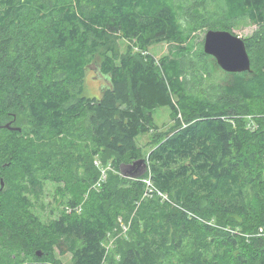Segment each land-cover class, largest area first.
Here are the masks:
<instances>
[{"label": "trees", "instance_id": "16d2710c", "mask_svg": "<svg viewBox=\"0 0 264 264\" xmlns=\"http://www.w3.org/2000/svg\"><path fill=\"white\" fill-rule=\"evenodd\" d=\"M247 20L257 27L243 38L251 71L216 64L223 77L208 85L207 62H217L197 32H233ZM164 43L162 57L149 52ZM96 55L109 85L88 98ZM159 108L175 122L161 133ZM16 113L29 115L25 135L3 124ZM145 134L154 135L148 155L137 143ZM0 157V264H59L66 255L72 264H167L184 250L185 264H264V0H0ZM95 158L111 167L105 188L42 223L28 197L44 194L41 176L69 181L76 162L95 184ZM141 159L146 173L124 178L121 167ZM145 180L152 198L143 197ZM238 216L243 225L228 226ZM120 218L132 237L109 254ZM218 239L215 252L206 249Z\"/></svg>", "mask_w": 264, "mask_h": 264}, {"label": "rangeland", "instance_id": "374dc122", "mask_svg": "<svg viewBox=\"0 0 264 264\" xmlns=\"http://www.w3.org/2000/svg\"><path fill=\"white\" fill-rule=\"evenodd\" d=\"M257 29L255 25H253L249 20L247 21H240L235 28L233 29V32L240 36L241 38L247 39L254 31ZM207 30H202L197 32V43H204V39L206 36ZM118 47L117 51L120 53H125L127 51L128 42L124 39H119L117 41ZM169 50V45L166 43L164 44H158L149 49V52L155 56L156 58H160L163 55H165ZM215 60V59H214ZM99 61L100 57L99 55H96L94 60L91 62V64L86 69V77L84 80V96L88 98H99L101 88H104L109 85L108 79L101 75L99 72ZM216 64L212 62L211 60L207 62L208 69L212 71L213 78L209 79L207 75L208 85L212 83V80H214L215 83L219 82V80L223 77L222 71L219 70L216 67ZM218 66V65H217ZM219 67V66H218ZM220 68V67H219ZM224 72V71H223ZM28 114H20L16 113V115L12 116L11 119L9 118L6 122H4V126L6 128V125L9 123H12V126L15 128L21 129L22 135H25L27 131H30L32 129V125L29 124L28 120ZM154 121L156 123V126L158 127V133L166 132L169 130L172 126H174L175 122L173 121L171 117V112L168 108H159L154 111ZM8 129V128H6ZM10 130V129H8ZM23 132V133H22ZM153 134H145L140 136L137 139V143L140 146L142 152L144 155H148L151 149L153 148ZM145 160V159H143ZM147 161V160H146ZM145 161V162H146ZM5 159L0 157V163H4ZM92 164L94 167L96 166L100 170V178L99 180L94 184L90 183L88 184L86 181L88 179L86 175V169L85 166H76V162L73 165V173H75L74 179H71L66 182H58L54 178L44 179L41 176V179L44 181V194L39 198L38 200H35L31 195H28L30 199L33 200L34 206L32 208V213L44 224H50L54 220L57 219V217L65 212L68 211L69 206L67 203H70L72 200H80V202H84L85 195L88 191L95 190L97 191L102 190L104 187V183L107 180V172L110 171L111 167L109 166H103L102 162L99 158L92 159ZM8 165V163H7ZM127 168V167H125ZM123 166L121 167V174L124 178H130V179H137L139 177H133V176H125L122 172ZM149 169V163L146 162V165L143 164L141 166H137L133 170H131V173L133 175L142 174L143 176L146 171ZM5 171V170H4ZM129 171V170H124ZM127 172L126 174H128ZM77 177V178H76ZM5 177L4 175L0 174V190H5L6 184L4 183V186L2 187V180L4 181ZM147 180L144 182L146 183ZM92 187V188H91ZM153 193H151L150 188L148 184L146 183V191L144 193L145 198H152ZM71 197V198H70ZM141 202V201H140ZM199 221L204 222L203 220L199 219ZM228 226L233 227V225H239L244 223L243 219L238 217H232L227 220ZM209 225H213L212 223L208 222ZM130 225L131 222L128 224L123 220L122 218L119 219V226L116 228V230L109 234L107 237V241L105 242V246L107 248V252L109 254L111 253H117L120 251V249L126 248V243L124 241H119L121 238H128L132 237V234L130 232ZM246 225V223H245ZM217 228V226H215ZM249 228H246V231H248ZM260 233L264 235V228L260 229ZM249 235V233H246ZM215 233H209L207 234L206 238L207 240H210L212 236H214ZM128 236V237H127ZM246 236V235H245ZM259 237H264L260 236ZM249 237V236H246ZM195 239H190L185 242L186 246L189 248H192L195 246L194 244ZM222 243V240L218 239V242L214 244L213 246H207V250L211 248L212 253L215 252L218 248V246ZM187 256V251H179L174 252L172 256L168 255L165 259V262L167 264H185ZM213 256L210 255L209 257ZM32 262H35L34 258L32 256L29 257ZM57 260L59 261V264H72L71 255L66 256H57Z\"/></svg>", "mask_w": 264, "mask_h": 264}, {"label": "water", "instance_id": "95a60500", "mask_svg": "<svg viewBox=\"0 0 264 264\" xmlns=\"http://www.w3.org/2000/svg\"><path fill=\"white\" fill-rule=\"evenodd\" d=\"M204 52L206 55L213 57L219 67L225 72L244 73L251 71V58L246 43L243 38L237 36L232 31L209 30L204 39ZM6 128L21 131L19 128L11 127V123L7 124ZM143 164L146 165V162L141 159L127 166V168L123 167L122 172L125 176L139 177L142 174L133 175L131 170ZM127 172H129V175L126 174ZM3 186L4 183L2 180ZM37 255L42 257V252H38Z\"/></svg>", "mask_w": 264, "mask_h": 264}, {"label": "built area", "instance_id": "2783aa9c", "mask_svg": "<svg viewBox=\"0 0 264 264\" xmlns=\"http://www.w3.org/2000/svg\"><path fill=\"white\" fill-rule=\"evenodd\" d=\"M146 183L148 184L149 188H150V191H152L151 187H152V184L149 180L146 181Z\"/></svg>", "mask_w": 264, "mask_h": 264}]
</instances>
